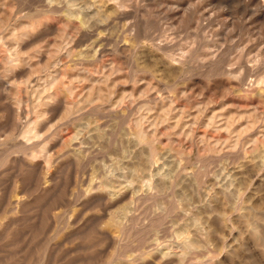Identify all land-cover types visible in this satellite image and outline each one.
Returning <instances> with one entry per match:
<instances>
[{
	"label": "rangeland",
	"instance_id": "374dc122",
	"mask_svg": "<svg viewBox=\"0 0 264 264\" xmlns=\"http://www.w3.org/2000/svg\"><path fill=\"white\" fill-rule=\"evenodd\" d=\"M0 1V264H264V0H120L122 14L117 12L119 0H87L89 9L83 0H71L76 15L72 19L64 7L59 13L49 11L46 0ZM96 19L109 23L99 29L100 37L108 35L103 53L93 55L87 43L73 58L56 51L55 44L79 36L75 23ZM26 22L37 35L28 44L31 49L17 50V58L32 55L38 47L45 52L31 59L34 68L12 63L10 74L5 41L12 28ZM55 67L63 71L64 85L76 87L66 94L63 84L56 85L59 98L76 100L91 85L96 87L91 75L107 73V98L115 101L123 95L124 104L118 105V115L92 116L95 121L90 119L89 127L84 126L86 118L62 122L59 108L47 112L49 121L40 126L49 134L40 145L50 143L53 160L48 171L42 154L35 159L23 154L15 122L27 125L34 120L35 91ZM81 69L88 80L74 78ZM166 106L171 111L166 122L155 125L156 134L150 135L153 126L149 128L147 120V139L136 142L138 115L146 107L152 108L147 113L152 115ZM209 119L212 124L206 127ZM225 119L229 124L220 127ZM80 126L84 128L70 144L69 134ZM235 139L239 145L229 148ZM148 147L155 165L147 181L143 178L145 184L140 170L133 169L139 161L135 156ZM78 148L87 154L82 161L73 153ZM102 179L115 189L85 190L91 180ZM165 179L173 181V190L167 189ZM184 237H192L196 247L180 256L177 248Z\"/></svg>",
	"mask_w": 264,
	"mask_h": 264
},
{
	"label": "bare ground",
	"instance_id": "6f19581e",
	"mask_svg": "<svg viewBox=\"0 0 264 264\" xmlns=\"http://www.w3.org/2000/svg\"><path fill=\"white\" fill-rule=\"evenodd\" d=\"M3 1V0H2ZM47 2H46V7L48 8V10L49 11H52V12H58L60 9H62L63 7H64V12L66 11L67 12V15H68V19L70 18V19H72V16H75L76 17V15H75V12L73 11V9L72 8H70V7H72V4H73V2L71 3L70 1L71 0H46ZM76 1V0H75ZM85 0H83V4H85L86 5V9H89V7L91 6V4H90V2H89V4H88V1L87 2H84ZM114 1V0H113ZM116 1V0H115ZM151 1V0H150ZM1 2V1H0ZM136 2V1H135ZM93 3L95 4V2L93 1ZM3 5V3L0 5V6H2ZM44 5V4H43ZM41 6V5H40ZM78 6V5H77ZM112 6H114V5H112ZM117 9H118V14H122V8L124 7L123 6V3L122 2H120V0H119V3H117ZM67 7V8H66ZM99 7V6H98ZM3 8V7H2ZM75 8L77 9V7L75 6ZM81 8H84V7H82V6H80V9ZM94 8V7H93ZM134 8H136V6L134 5ZM150 8V7H149ZM72 9V10H71ZM75 9V10H76ZM79 9V8H78ZM79 9V10H80ZM137 9V8H136ZM1 10V9H0ZM2 10H4V9H2ZM94 10V9H93ZM63 11V10H62ZM81 11V10H80ZM136 11V10H135ZM138 11V10H137ZM38 12V11H37ZM40 12V11H39ZM38 12V13H39ZM47 12V11H46ZM65 12V13H66ZM95 12V11H94ZM107 12H109V11H107ZM115 12V11H114ZM144 12V11H143ZM29 13V12H28ZM37 13V14H38ZM43 13V12H42ZM49 13V12H48ZM59 13V12H58ZM63 12H60V14H62ZM88 13V12H87ZM17 13H15V15H16ZM21 14H23V13H21ZM86 14V13H85ZM106 14V13H105ZM43 15H44V13H43ZM54 15H56V13L54 14ZM87 15V14H86ZM89 15V14H88ZM1 16V15H0ZM19 17H20V15H18ZM29 16V15H28ZM28 16H26V18L28 17ZM59 16V15H58ZM57 16V17H58ZM95 16V18H96V14L94 15ZM110 16H112V15H110ZM115 16V15H114ZM114 16H113V18H114ZM123 16H124V14H123ZM8 17V16H7ZM13 17H15L14 15L12 16V19H13ZM17 17V16H16ZM15 17V18H16ZM23 17H25V16H23ZM54 17V16H53ZM26 18H24V19H26ZM30 18V17H29ZM60 18H62V17H60ZM105 18V17H104ZM121 18H123V17H121ZM1 19V18H0ZM8 19V18H7ZM43 19V18H42ZM41 19V20H42ZM58 19V18H57ZM67 19V20H68ZM74 19V18H73ZM79 19H80V17H79ZM85 19H88V18H85ZM93 19H94V17H93ZM26 20H28V18L26 19ZM45 20V19H44ZM43 20V21H44ZM81 20V19H80ZM89 20V19H88ZM97 20V19H96ZM108 20H110V19H108ZM15 21V20H14ZM102 20H97V22H92L91 24H86V23H88L87 21H80V23H78V24H76L75 23V25H73V28L76 30V33L79 35V36H77V37H75V38H69L70 39V41H67V42H65L64 44H62V45H60V44H55V47H56V51L58 52V53H63L64 54V56H66V58H73V56H75V55H80L81 54V52L82 51H80V49H81V47H82V45L84 44V43H87L86 45H84L85 47L87 46L89 49H91L92 51H93V55L95 54V55H99L100 53H103L102 51H105V50H103L104 49V45H105V42H106V40H108L107 38H105V37H107V36H105V37H100V33L102 32V31H100L99 29H102L103 28V30L108 26V24L109 23H107L106 21H105V19H104V21L105 22H101ZM0 22H1V20H0ZM2 22H3V20H2ZM1 22V23H2ZM8 22V21H7ZM24 22V21H23ZM33 22V21H32ZM67 22V21H66ZM66 22H64L65 24H66ZM69 22V21H68ZM13 23V22H12ZM20 23V22H19ZM61 23H63V21L61 22ZM34 24H35V21H34ZM4 25V24H3ZM12 25V24H11ZM14 25V24H13ZM5 26V25H4ZM18 26V25H17ZM46 26V25H45ZM66 26H67V24H66ZM8 27V26H7ZM2 28V27H1ZM45 28V27H44ZM4 29V28H3ZM8 29V28H7ZM111 29V28H110ZM109 29V30H110ZM10 30V29H9ZM12 31L9 33V35H8V37H7V40L5 41V45L4 46H6V48H7V51H9V56L7 55V56H5V64H6V70L10 73V74H14V71H13V64L12 63H14V62H21L23 65H24V67L25 66H27V68H34V66H33V64L31 63V59H37L38 57L37 56H40V55H42V52H45V51H43L42 49H40L39 47L33 52V54L32 55H26V56H23V57H18L17 58V50L19 51L20 49L22 50L23 48H25V46H27L28 47V44L29 45H32V44H30V42L31 41H33V40H31L35 35H37L36 34V32L34 31V26L31 24V23H29V22H26V23H23V24H21V25H19V28H16V27H14V28H12L11 29ZM44 30V29H43ZM55 30V29H54ZM61 30V29H60ZM74 30V31H75ZM99 30V31H98ZM40 31H42V30H40ZM62 31H64V30H62ZM73 31V32H74ZM43 32V31H42ZM59 32V31H58ZM1 33V32H0ZM105 33V32H104ZM103 35V34H102ZM65 36V35H64ZM67 36V35H66ZM104 36V35H103ZM6 37V36H5ZM110 39V38H109ZM62 40V39H61ZM3 41V40H2ZM35 41H37V40H35ZM55 41V40H54ZM60 41V40H59ZM34 42V41H33ZM56 43H58L57 41H56ZM37 44L38 43H36L35 45H36V47H37ZM42 44V43H41ZM54 44V43H53ZM33 45H34V43H33ZM34 45V46H35ZM3 46V47H4ZM48 46V45H47ZM53 46V45H52ZM23 47V48H22ZM49 47H50V45H49ZM48 47V48H49ZM54 47V46H53ZM108 47V46H107ZM29 48V47H28ZM47 48V49H48ZM29 49H31V46H30V48ZM46 49V48H45ZM50 49V48H49ZM52 49V48H51ZM13 50V52H10V51H12ZM33 50V49H32ZM85 51H87L86 49H84ZM83 50V51H84ZM6 51V52H7ZM27 51H29V50H27L26 49V52ZM48 51V50H47ZM84 51V52H85ZM25 52V53H26ZM5 53V52H4ZM22 53H24V52H22ZM21 53V54H22ZM47 53V52H46ZM15 55V57H12V55ZM45 54V53H44ZM48 55H49V53H47ZM46 54V55H47ZM2 55H4V54H2ZM5 55H6V53H5ZM51 56V55H50ZM77 56V57H78ZM58 57V56H57ZM83 57H85L84 56V54H83ZM99 57V56H98ZM40 58V57H39ZM38 58V59H39ZM43 58V57H42ZM46 58V57H45ZM49 58V57H48ZM60 58V57H59ZM79 58V57H78ZM87 58H89L90 59V57L88 56ZM33 59V60H34ZM57 60H58V58H56ZM82 59V58H81ZM41 60V59H40ZM44 60V59H43ZM80 60V59H79ZM79 60H78V65H79ZM3 61V60H2ZM55 62H56V60H54ZM53 61V62H54ZM77 61V60H76ZM83 61V60H82ZM41 62V61H40ZM52 62V64L53 65H55L54 63ZM74 62H75V60H74ZM84 62V61H83ZM37 63V62H36ZM48 63H50V61H48L47 59H46V62L44 63L45 64V66H47V64ZM85 63H86V61H85ZM38 64V63H37ZM58 64V63H57ZM70 64V63H69ZM74 64V63H73ZM82 64V63H81ZM84 64V63H83ZM82 64V65H83ZM42 65V64H41ZM40 64H39V66H41ZM68 65V64H67ZM66 65V66H67ZM77 65V66H78ZM85 65V64H84ZM84 65H83V67H84ZM112 65V64H111ZM50 66V65H49ZM56 66V65H55ZM69 66V65H68ZM74 66H75V64H74ZM23 67V68H24ZM38 67V66H37ZM54 67V66H53ZM64 67V66H63ZM72 67V66H71ZM4 68V67H3ZM46 68V67H45ZM44 68V69H45ZM68 68V67H67ZM109 69H111V70H109V72L110 71H112L113 70V68H109ZM29 70V69H28ZM79 70V69H78ZM32 71V70H31ZM44 71V70H43ZM67 71V70H66ZM80 71H82V69L80 70ZM51 72H52V70H51ZM68 72V71H67ZM84 72L85 71H82V73L80 74H78V73H76V75L74 76V78L75 79H77V80H83L84 78L86 79V80H88V78H86V76L84 75ZM107 72H108V70H107ZM109 72H108V74H109ZM116 72V71H115ZM229 72V71H228ZM18 73V72H17ZM49 73H50V70H49ZM92 73V72H91ZM68 74H70V73H68ZM17 75V74H16ZM62 75H64L63 74V71L61 70V69H59L58 67H55V69L53 70V72L47 77V78H45V79H43L42 81H43V83H44V85L42 86V88H38L36 91H35V93H36V95H37V99H38V102L36 101V106L34 107V109L35 108H38L37 110H36V112H35V115L33 116L34 117V120L32 119L33 117H31V119L32 120H27L26 121V123H27V125H25V124H20V122H18V121H16L15 122V128L16 129H18V131L20 132V133H22V140H21V149L23 150V154H25V156H27L28 158H30V159H35L36 157H37V155L40 153V154H42L43 155V163L42 164H44L45 166H46V168H47V170L48 171H50L49 170V167L52 165V160H53V156L49 153V151H48V148H49V145H50V143H45V144H41L40 145V143L42 142V141H44L45 139H46V137H47V135L49 134H45V133H43V131L41 130V123H43V122H45V123H47L49 120H47V118H46V114H47V112H49V111H56L58 108H59V110H60V116H59V118L61 119V121L62 122H65V123H70V122H74L75 120L76 121H78L80 118H86L87 120V123H85V125L84 126H88L90 123H92V121H95L94 119H92V116H94V115H97V114H99V113H105L107 116H110V115H114L115 116V114H117V113H119V111H118V105L119 104H122L123 103V100H124V97H123V95H121V97H117L118 99H116L115 101H113V99H108L107 98V95L105 94V90L106 89H104L103 88V85H105V86H107L108 87V81H107V79L109 78V75H107V73H105V74H103V76H99V77H92V75L89 77V81L90 82H95V84H97L96 85V87L94 86V85H91V87L90 88H88V90H87V92L86 93H84V94H81V95H79L78 96V98H77V96H76V100H74V101H68V100H63V99H61V98H59V96H58V93L57 92H55L54 90L56 89V85H58V84H63L64 82H62ZM72 75H74V74H72ZM12 76V75H11ZM254 76V75H253ZM264 77V76H263ZM28 79V78H27ZM263 79V78H262ZM29 80V79H28ZM14 81V80H13ZM21 81H24L23 79L21 80ZM40 81H41V79H40ZM112 81V80H111ZM114 81V80H113ZM113 81H112V83H113ZM116 81V80H115ZM254 81H255V79H254ZM258 81H260V80H258ZM20 82V81H19ZM88 82V81H87ZM118 82V81H117ZM158 82V81H157ZM262 82V81H261ZM68 83V82H67ZM240 83V82H239ZM16 84V83H15ZM66 84V83H65ZM93 84V83H92ZM17 85V84H16ZM73 85V84H72ZM113 85V84H112ZM147 85H149V84H147ZM169 85V84H168ZM237 85V84H236ZM111 86V84L109 85V87ZM260 86V85H259ZM62 87V90L61 91H63L64 93H66V94H71V92L74 90V88H76L75 86L74 87H72V86H67V85H64L63 84V86H61ZM147 87V86H146ZM238 87V86H237ZM20 88V87H19ZM240 88V87H239ZM17 89V88H16ZM15 89V90H16ZM241 89V88H240ZM239 89V90H240ZM261 89V88H260ZM260 89H258V90H260ZM80 91V90H79ZM160 91V90H159ZM163 91V90H162ZM59 92V91H58ZM112 92V91H111ZM124 92V91H123ZM253 92V91H252ZM121 94H124V93H121ZM247 94H249V93H247ZM61 95V94H60ZM126 95V94H125ZM124 95V96H125ZM36 97V96H35ZM164 97H166V96H164ZM168 97V96H167ZM18 98V97H17ZM113 98V97H112ZM131 98V97H130ZM136 98V97H135ZM140 98V97H139ZM169 98V97H168ZM20 99V98H19ZM156 99H158V98H156ZM126 100H129V98L128 99H126ZM138 100V99H137ZM171 101V100H170ZM169 101V102H170ZM176 101V100H175ZM168 102V101H167ZM169 102H168V104H169ZM147 102H145V104H146ZM124 104V103H123ZM148 104V103H147ZM171 104V103H170ZM21 105V104H20ZM159 105V104H158ZM121 106V105H120ZM143 106L145 107V105L143 104ZM152 106H153V104H152ZM161 106V105H160ZM126 107V106H125ZM144 107H143V109H144ZM154 107V106H153ZM167 107V106H166ZM175 107V106H174ZM130 108V107H129ZM147 108V110L145 111V113H141V114H139L138 115V117L135 119V121H134V130H135V136H136V138H134V139H136L135 141L136 142H138V143H143L144 141H146V137H147V135L146 134H144V132H143V123H145V121H147V122H149V123H151V125H149V123H148V125H149V128H150V126L152 127L153 126V128L151 129V133L152 134H150V135H153V134H156L155 132H156V127H155V125L157 124V123H163L164 121L166 122V120L168 119V114H169V112L171 111V107H167V108H164V107H161V108H159L158 107V109H160V111L158 112V113H156V112H154L152 115H149V114H147L148 113V111H150V110H152V108L151 107H146ZM177 108V107H176ZM176 108L174 109V111L176 110ZM125 109V108H124ZM31 110V109H30ZM173 110V109H172ZM122 111V110H121ZM143 111V110H142ZM141 111V112H142ZM153 111V110H152ZM14 112V111H13ZM140 112V111H139ZM144 112V111H143ZM173 112V111H172ZM179 113V112H178ZM177 114V113H176ZM212 114V113H211ZM215 114V113H214ZM221 114V113H220ZM240 114V113H239ZM15 115V114H14ZM18 115H19V113H17L16 115H15V117H16V119L18 120ZM106 115H105V117H106ZM118 115V114H117ZM116 115V116H117ZM121 115V114H120ZM120 115H119V117H120ZM193 115H195V114H193ZM225 115V114H224ZM223 115V116H224ZM234 115V114H233ZM254 115V114H253ZM121 116H123V115H121ZM179 116V115H178ZM222 116V115H221ZM236 116V115H235ZM96 117V116H95ZM102 117H104V115L102 116ZM170 117V116H169ZM212 117V116H211ZM240 117H241V115H240ZM242 117H244V115L242 116ZM107 118V117H106ZM174 118V117H173ZM207 118H208V116H207ZM90 119H92V121H90ZM176 119H177V117H176ZM179 119V118H178ZM197 119V118H196ZM217 119V118H216ZM242 119V118H241ZM247 119H248V116H247ZM221 120V119H220ZM226 120V119H225ZM238 120H240V118L238 119ZM257 120V119H256ZM174 121H175V118H174ZM235 121V120H234ZM23 122V121H22ZM202 122V121H201ZM206 122V121H205ZM204 122V123H205ZM76 123V122H75ZM176 123H177V121H176ZM191 123H192V120H191ZM218 123V122H217ZM59 124V123H58ZM71 124V123H70ZM69 124V125H70ZM73 124V123H72ZM77 124V123H76ZM104 124V123H103ZM173 124V123H172ZM174 124H175V122H174ZM184 124V123H183ZM210 124H212V120L211 119H209L208 121H207V124H206V127H208V125H210ZM229 124V121L228 120H226L223 124L221 123V125H220V127L221 126H224V127H227V125ZM240 124V123H239ZM243 124V123H242ZM241 124V125H242ZM245 124V123H244ZM25 125V126H24ZM45 125V124H44ZM78 125V124H77ZM76 125V126H77ZM95 126H96V124H94ZM98 125V124H97ZM169 125H171V124H169ZM186 125V124H185ZM240 125V126H241ZM251 125V124H250ZM51 126H54V125H51ZM75 126V127H76ZM99 126H101V125H99ZM172 127V129H173V125H171ZM176 125H174V127H175ZM187 126V125H186ZM236 126V125H235ZM239 126V127H240ZM248 125H246V127H247ZM56 127V126H55ZM74 127V128H75ZM81 127V126H80ZM89 127V126H88ZM102 127V126H101ZM144 127H146V126H144ZM148 127V126H147ZM181 127L182 128H185V126L183 127L182 125H181ZM188 127H189V125H188ZM246 127H244V128H246ZM82 128H84L83 126L80 128V129H76V132H75V134H72V136H70V134H69V136H68V138H69V143L71 144V142L72 141H76V138H78L79 136H78V133L81 131V129ZM99 128V127H98ZM163 128H165V127H163ZM215 128V127H214ZM218 129H219V127H217ZM231 128V127H230ZM236 128V127H235ZM238 128V127H237ZM241 128V127H240ZM55 129V128H54ZM58 129H60V128H58ZM57 129V130H58ZM87 129V128H86ZM97 128H95V130H96ZM166 129V128H165ZM193 129V128H192ZM224 129V128H223ZM228 129V128H227ZM226 129V130H227ZM243 129V128H242ZM51 130V129H50ZM133 130V129H132ZM134 130L132 131V132H134ZM150 130V129H149ZM183 131H185L184 129H182ZM181 130V131H182ZM194 130V129H193ZM225 130V132H227ZM233 130V129H232ZM231 130V131H232ZM235 130V129H234ZM233 130V131H234ZM237 130H239V129H237ZM237 130H235L236 132H237ZM52 131V130H51ZM54 131V130H53ZM75 131V130H74ZM181 131H179L181 134L183 133V131L181 132ZM213 131H214V129H213ZM240 131V130H239ZM238 131V132H239ZM45 132V131H44ZM58 132H60V130L58 131ZM97 132V131H96ZM100 132V131H99ZM150 132V131H149ZM178 131L176 132V133H179ZM237 132V133H238ZM103 133V132H102ZM188 133H190V135L193 133V132H191V128L190 129H188ZM236 133V134H237ZM261 133V132H260ZM51 134V133H50ZM111 134V133H110ZM159 134H160V131H159ZM112 135V134H111ZM114 135V134H113ZM158 135V134H157ZM198 135V134H197ZM252 135H256V134H252ZM259 135V134H258ZM262 135V134H261ZM263 135H264V133H263ZM55 136V135H54ZM184 136H186V135H184ZM187 136H188V134H187ZM202 137H204L205 135L203 134V135H201ZM109 137V136H108ZM218 137V136H217ZM235 137V136H234ZM233 137V138H234ZM254 137V136H253ZM256 137V136H255ZM254 137V138H255ZM113 139L114 140V138H112V137H109V139ZM116 138V137H115ZM126 138H127V136H126ZM186 138V137H185ZM205 138H208V137H205ZM225 138V137H224ZM235 138H237V136L235 137ZM250 138V137H249ZM61 139V138H60ZM65 139H66V137H65ZM103 139V138H102ZM110 139V140H111ZM150 139V138H149ZM200 139V138H199ZM223 139V138H222ZM51 139H49L48 141H50ZM62 140V139H61ZM104 140V139H103ZM106 140V139H105ZM124 140V139H123ZM126 140V139H125ZM91 141V140H90ZM127 141H131L130 139L129 140H127ZM132 141L134 142V140L132 139ZM223 141H225V139H223ZM222 141V142H223ZM254 141V140H253ZM252 141V139H251V142H253ZM64 142H66V141H64ZM221 142V143H222ZM247 142V141H246ZM255 142V141H254ZM52 143H54V141L52 142ZM67 143V142H66ZM211 143V142H210ZM63 144V143H62ZM70 144H67V145H70ZM77 143H75L74 145H76ZM135 144V143H134ZM213 144V143H212ZM238 144V142H237V140L235 139V141L234 142H232V144L230 145L231 147H229V148H235V146ZM250 144V143H249ZM39 145H40V147H39ZM226 145V144H225ZM239 145V144H238ZM247 146H248V144H246ZM259 146H260V144H258ZM20 146V145H19ZM64 146V145H63ZM88 146H89V144H88ZM146 146H148V145H146ZM245 146V145H244ZM258 146V147H259ZM262 146V145H261ZM261 146H260V148H261ZM39 147V148H38ZM65 147H66V145H65ZM78 147V146H77ZM150 147H151V145H150ZM75 148V147H74ZM147 148V147H146ZM249 148V147H248ZM259 148V149H260ZM18 149H19V147H18ZM70 149V148H69ZM72 149V148H71ZM262 149V148H261ZM260 149V150H261ZM21 150V151H22ZM67 150V149H66ZM138 150V149H137ZM136 150V152L137 153H139V151H137ZM142 151H144V150H142ZM146 151V153L145 152H141V150H140V152H141V154L139 155H136L135 156V158H136V160H139L138 162L137 161H135L136 162V164L134 165L135 166V168L133 169V168H131V169H133V171H139L140 170V173L138 172V174H140L141 175V178L142 179H140V180H142V182H143V178L145 177V179L147 178V176H151V173H152V171H153V167H154V163H153V152L151 151V148H149L148 147V149L147 150H145ZM244 152V151H243ZM71 153V152H70ZM73 153H75L76 154V156H77V158H79V161H82V159H84L85 158V156L87 155V154H85L84 152H83V150L82 149H79L78 148V150H75L74 151V149H73ZM145 153V154H144ZM237 153H238V151H237ZM68 154V153H67ZM126 153H124V155H125ZM136 154V153H135ZM232 154V153H231ZM66 154H64V156H65ZM74 155V154H73ZM122 156H123V153L121 154ZM127 155V154H126ZM227 155V154H226ZM233 155V154H232ZM24 156V155H23ZM63 156V157H64ZM111 156V155H110ZM157 156V155H156ZM219 156V155H218ZM224 156V155H223ZM238 156V155H237ZM68 157V156H67ZM240 157V156H239ZM259 157V156H258ZM262 157V156H261ZM66 158V157H65ZM237 158V157H236ZM25 159V158H24ZM125 158H123L122 160H124ZM127 160H128V158H126ZM130 159L131 158H129V161H130ZM59 161V160H58ZM129 161H128V163H129ZM132 161H133V159H132ZM132 161H130V162H132ZM155 161V160H154ZM158 161V160H157ZM21 162V161H20ZM41 162V161H40ZM134 162V161H133ZM140 162V163H139ZM127 163V162H126ZM125 163V164H126ZM126 164L127 166L128 165H130V163L129 164ZM42 164H39V165H41L42 166ZM124 164V165H125ZM132 165V164H131ZM83 166V165H82ZM133 166V167H134ZM147 166V167H146ZM34 167V166H33ZM117 167H118V165H117ZM137 167V168H136ZM256 167V166H255ZM35 168V167H34ZM121 168V167H120ZM156 168V167H155ZM45 169V168H44ZM158 168H156L155 170H157ZM38 170V169H37ZM154 170V171H155ZM159 170V169H158ZM40 170H38V173H41V172H39ZM43 171V170H42ZM45 171H46V169H45ZM45 171H43V172H45ZM53 173V171L52 172H49V173H47V176L46 177H48V174L49 175H51ZM160 173V172H159ZM44 174V173H43ZM86 174V173H85ZM95 174V173H94ZM91 175V174H90ZM110 175V174H109ZM155 175H156V173H155ZM158 175V174H157ZM160 175V174H159ZM161 175H163L162 173H161ZM160 175V176H161ZM228 175V174H227ZM233 175H234V173H233ZM43 176V175H42ZM55 176V175H54ZM91 176H93V175H91ZM136 176V175H135ZM165 176H168V173H167V175L165 174ZM228 176H230V175H228ZM45 177V176H44ZM107 177V176H106ZM171 177V176H170ZM170 177H169V179H170ZM224 177H226L225 175H224ZM231 177V176H230ZM171 178H173V177H171ZM90 179V178H89ZM148 179V178H147ZM147 179L146 180H144V181H147ZM158 179V178H157ZM94 180V179H93ZM93 180H91V182L90 183H87L88 185H87V187H84L85 188V190H87V191H91V193H92V190H97V189H101V188H107V187H111V189L112 188H114L115 189V186L114 185H112V184H114V183H111V182H108V180L106 181H103V179L101 180V182L99 183V181H98V183L97 182H93ZM100 180V179H99ZM133 180V179H132ZM154 180V179H153ZM160 180V179H159ZM163 180V179H162ZM165 180H167V179H165ZM164 180V181H165ZM172 180V179H171ZM163 181V182H164ZM224 181H226V180H224ZM242 181V180H241ZM89 182V181H88ZM127 182V181H126ZM141 182V183H142ZM156 182V181H155ZM168 182V183H167ZM175 182V181H174ZM219 182L220 181H218V184H219ZM237 182V181H236ZM140 182H138V184H139ZM143 183H145V182H143ZM149 183H150V180H149ZM149 183H147V185L145 186V184H143L145 187H148V190H146V191H149V189H152V187L151 186H149V185H151V184H149ZM161 182H159V184H160ZM167 184V189L169 188V189H171V190H173V187H174V185H173V181H166V182H164V184ZM178 183V182H177ZM217 183V182H216ZM221 183V182H220ZM116 184V183H115ZM136 184V183H135ZM86 185V184H85ZM133 185V184H132ZM161 185V184H160ZM163 185V184H162ZM226 185V184H225ZM117 186V185H116ZM120 186V185H119ZM138 186V185H137ZM155 186V188H158L159 189V187H157L156 186V184L154 185ZM178 186V185H177ZM134 187V186H133ZM136 187V186H135ZM226 187V186H225ZM137 188V187H136ZM138 188H139V186H138ZM137 188V189H138ZM163 188V187H162ZM165 188V187H164ZM163 188V189H164ZM184 188H185V186H184ZM113 189V190H114ZM117 189V188H116ZM162 189V190H163ZM226 189V188H225ZM83 190V189H82ZM113 190H112V192H113ZM170 190V191H171ZM185 190V189H184ZM239 190V189H238ZM101 191V190H100ZM105 192H106V190H104ZM128 191V190H127ZM130 191H132V190H130ZM133 191H135V189L133 190ZM156 191V190H155ZM154 191V192H155ZM159 191H161V187H160V189H159ZM165 191H166V189H165ZM164 191V194L166 193ZM221 191V190H220ZM111 192V193H112ZM115 192V191H114ZM121 192V191H120ZM158 192V191H157ZM156 192V193H157ZM160 193H162V192H160ZM179 193H180V191H179ZM186 193V192H185ZM222 193V192H221ZM220 193V194H221ZM134 194V193H133ZM144 194V193H143ZM151 194V193H150ZM174 194H175V192H174ZM226 194V193H225ZM232 194V193H231ZM161 195H163V194H161ZM172 195V194H171ZM171 195H170V198H171ZM223 195H224V193H223ZM181 196V195H180ZM115 197V196H114ZM169 197V196H168ZM178 197V196H177ZM185 197V196H184ZM183 197V198H184ZM112 198V197H111ZM173 198V197H172ZM175 198V197H174ZM184 200V199H183ZM108 201V200H107ZM115 201V200H114ZM185 201V200H184ZM113 203V202H112ZM172 203V202H171ZM170 203V204H171ZM176 203V202H175ZM174 203V204H175ZM175 206H176V204H175ZM198 209V208H197ZM246 210H248V209H246ZM122 212V211H121ZM254 212V211H253ZM209 213H210V211H209ZM258 213H260V212H258ZM127 214V213H126ZM125 215V213L122 215L123 216V218L125 217L124 216ZM210 215V214H209ZM263 217H264V214L262 213L261 214ZM214 216V215H213ZM246 217V216H245ZM258 217V216H257ZM256 217V218H257ZM127 218V217H126ZM261 218V217H260ZM259 218V219H260ZM246 219H247V217H246ZM117 220V219H116ZM135 220V219H134ZM252 220H254V217L252 218ZM123 221V220H122ZM259 221V220H258ZM115 223V222H114ZM119 223V222H118ZM253 224V223H252ZM120 227V226H119ZM142 231V230H141ZM208 233V232H207ZM257 235V234H256ZM185 236V235H184ZM188 236V235H187ZM258 237V236H257ZM190 238V237H189ZM188 237H184V241H182V242H179V243H181V244H178V248L177 249H179V253H176V254H178V255H180V256H182V254L186 251V250H188L189 248H193V247H196V243H195V241H192V237H191V239H189ZM182 239V238H181ZM156 246V245H155ZM176 251V250H175ZM190 251V250H189ZM162 253H165V252H162ZM166 254H167V252H166ZM165 254V255H166ZM185 254V253H184ZM184 254H183V256H184ZM169 256V255H168ZM173 258V257H172Z\"/></svg>",
	"mask_w": 264,
	"mask_h": 264
}]
</instances>
